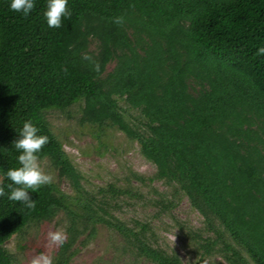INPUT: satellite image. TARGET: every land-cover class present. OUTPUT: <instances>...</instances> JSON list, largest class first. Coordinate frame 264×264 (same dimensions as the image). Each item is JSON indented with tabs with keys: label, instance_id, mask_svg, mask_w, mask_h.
Returning <instances> with one entry per match:
<instances>
[{
	"label": "trees",
	"instance_id": "trees-1",
	"mask_svg": "<svg viewBox=\"0 0 264 264\" xmlns=\"http://www.w3.org/2000/svg\"><path fill=\"white\" fill-rule=\"evenodd\" d=\"M7 3L0 0V171L18 166L12 144L22 123L31 119L49 138L40 159L50 158L60 177L77 183V172L43 112L80 100L86 122H111L135 136L116 103L82 71L83 60L75 51L84 30L110 46L123 43L114 17L123 16L122 24L181 45L194 61L206 54L220 57L264 81V55L256 54L264 46V0H69L71 16L59 29L49 28L43 18L47 0H36L27 17L9 11ZM228 79L229 90L217 92L203 112L193 111L185 96L175 97L171 85L163 104L144 99L146 118L157 128L143 144V153L163 178L187 183L190 198L203 202L255 264H264V158L255 151L264 132L249 127L250 117L264 124V94L251 84L243 91ZM228 121L245 135L244 141L223 133ZM0 178V185L11 183L5 173ZM30 195L36 202L31 210L0 197V264H13L4 246L15 234L62 208L50 185ZM146 256L169 264L157 252Z\"/></svg>",
	"mask_w": 264,
	"mask_h": 264
},
{
	"label": "rangeland",
	"instance_id": "rangeland-1",
	"mask_svg": "<svg viewBox=\"0 0 264 264\" xmlns=\"http://www.w3.org/2000/svg\"><path fill=\"white\" fill-rule=\"evenodd\" d=\"M120 30L124 42L114 46L84 30L75 51L83 60L82 71L116 103L135 136L111 122H86L81 100L66 109L45 110L48 128L79 179L60 177L50 158L40 159L62 208L49 220L30 221L4 249L13 264H31L41 253L53 264H157L147 251L169 264H255L203 202L190 198L187 183L163 178L144 155L143 144L157 125L146 118L143 100L163 104L171 85L175 97L185 96L193 111L203 112L217 92L229 90L228 77L243 91L251 84L263 94L264 81L220 57L206 54L194 61L181 45L144 29L121 24ZM250 118L249 127L264 132L263 122ZM230 127L228 121L223 133L244 141L245 135ZM255 151L264 158V136ZM56 230L66 236L62 246L49 240V232Z\"/></svg>",
	"mask_w": 264,
	"mask_h": 264
},
{
	"label": "clouds",
	"instance_id": "clouds-1",
	"mask_svg": "<svg viewBox=\"0 0 264 264\" xmlns=\"http://www.w3.org/2000/svg\"><path fill=\"white\" fill-rule=\"evenodd\" d=\"M69 0H47L43 18L49 28L59 29L63 21L71 16L68 7ZM36 7V0H8L9 11L27 17ZM114 24L120 25L124 22L123 16L112 19ZM257 55H264V46L259 47ZM84 60H91L88 55L83 56ZM94 70L99 72V64H95ZM17 133V139L12 146L18 152L17 167L8 168L5 176L11 183L0 185V197H7L9 201L19 202L26 209H34L35 200L30 193H37L39 189L52 182V176L46 174L40 166V153L43 147L49 142L47 135L40 134V129L31 120L22 123ZM52 244L62 246L66 236L60 231H52L48 234ZM31 264H53L52 259L41 253L31 259Z\"/></svg>",
	"mask_w": 264,
	"mask_h": 264
}]
</instances>
